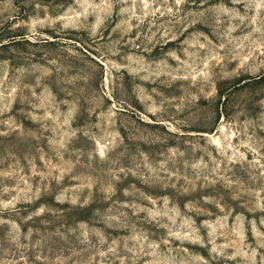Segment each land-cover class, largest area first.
I'll use <instances>...</instances> for the list:
<instances>
[{
	"label": "rangeland",
	"instance_id": "1",
	"mask_svg": "<svg viewBox=\"0 0 264 264\" xmlns=\"http://www.w3.org/2000/svg\"><path fill=\"white\" fill-rule=\"evenodd\" d=\"M0 264H264V0H0Z\"/></svg>",
	"mask_w": 264,
	"mask_h": 264
}]
</instances>
